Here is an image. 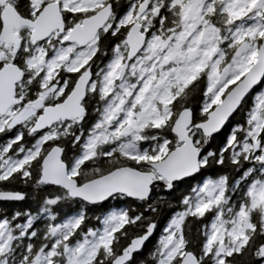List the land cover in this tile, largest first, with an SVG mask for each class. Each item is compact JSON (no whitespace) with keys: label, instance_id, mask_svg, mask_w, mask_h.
<instances>
[{"label":"snow or ice","instance_id":"1","mask_svg":"<svg viewBox=\"0 0 264 264\" xmlns=\"http://www.w3.org/2000/svg\"><path fill=\"white\" fill-rule=\"evenodd\" d=\"M0 264H264V0H0Z\"/></svg>","mask_w":264,"mask_h":264}]
</instances>
